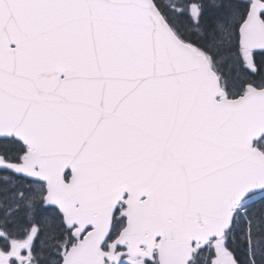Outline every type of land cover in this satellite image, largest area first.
<instances>
[{
  "label": "snow or ice",
  "instance_id": "snow-or-ice-1",
  "mask_svg": "<svg viewBox=\"0 0 264 264\" xmlns=\"http://www.w3.org/2000/svg\"><path fill=\"white\" fill-rule=\"evenodd\" d=\"M0 264H264V0H0Z\"/></svg>",
  "mask_w": 264,
  "mask_h": 264
}]
</instances>
